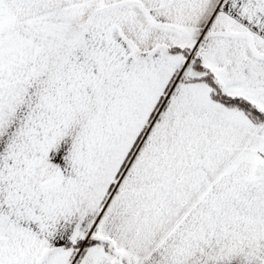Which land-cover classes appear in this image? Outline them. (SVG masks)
Returning <instances> with one entry per match:
<instances>
[{
	"label": "snow or ice",
	"instance_id": "snow-or-ice-1",
	"mask_svg": "<svg viewBox=\"0 0 264 264\" xmlns=\"http://www.w3.org/2000/svg\"><path fill=\"white\" fill-rule=\"evenodd\" d=\"M0 264H264V0H0Z\"/></svg>",
	"mask_w": 264,
	"mask_h": 264
}]
</instances>
